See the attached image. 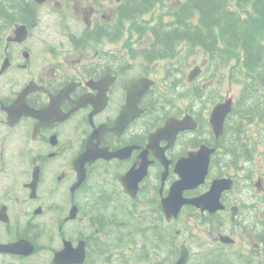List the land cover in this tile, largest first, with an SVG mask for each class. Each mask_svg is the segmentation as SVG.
Here are the masks:
<instances>
[{"label":"flooded vegetation","instance_id":"obj_1","mask_svg":"<svg viewBox=\"0 0 264 264\" xmlns=\"http://www.w3.org/2000/svg\"><path fill=\"white\" fill-rule=\"evenodd\" d=\"M123 1L0 0V264H56L68 241L83 248L80 264H178L184 251L185 264H264L257 150L233 146L229 117L214 132V98L184 96L182 86L204 79L190 81L181 56L146 58L149 29L143 47L127 38L135 31L119 20ZM46 8L68 23L81 17L84 31L58 41L49 26L51 39L35 45ZM176 83L182 95L167 104ZM203 148L204 181L172 195L180 166L202 164L190 157ZM219 178L232 187L210 192L205 208L173 205L208 194ZM191 224L204 235L190 234ZM19 242L32 252L10 248Z\"/></svg>","mask_w":264,"mask_h":264},{"label":"trees","instance_id":"obj_2","mask_svg":"<svg viewBox=\"0 0 264 264\" xmlns=\"http://www.w3.org/2000/svg\"><path fill=\"white\" fill-rule=\"evenodd\" d=\"M157 4L168 7L157 12ZM118 8L120 22L133 24L156 13L155 23L148 25L151 44L141 50L146 58L181 56L190 66L191 57L199 52L206 55L205 87L195 84V91L190 84L182 86L184 96L206 93L210 99L221 98L217 83L225 75L240 86L225 134L232 136L233 146L253 155L258 144L264 143V132L256 137L248 128L254 123L264 127V0H124ZM177 84L166 93L167 104L182 95ZM262 235L264 240V220Z\"/></svg>","mask_w":264,"mask_h":264},{"label":"rangeland","instance_id":"obj_3","mask_svg":"<svg viewBox=\"0 0 264 264\" xmlns=\"http://www.w3.org/2000/svg\"><path fill=\"white\" fill-rule=\"evenodd\" d=\"M118 0H116V4H117ZM52 7V6H51ZM167 5H161V4H157L156 5V11L157 12H161L164 11L165 8H167ZM60 7H55L56 10H58ZM44 13L42 14L41 18L39 19V23H38V27L34 28L35 33H34V44L35 45H43L42 43V36L46 37V39H51V34H50V30L51 28L53 30L56 29V31L54 33H52L53 36H55V38L59 41L60 38L67 34V33H71L73 31L75 32H83L85 27L81 26L80 23V18H75L74 20H72V23H68L65 20H57V17L54 16L53 14L49 15V11L48 8L43 10ZM156 13L154 14H147L145 16H143L141 18V20L137 23V24H128L126 28H128L129 30L131 29L132 31H135L134 34H132V32L130 31L127 35L128 37L133 38L134 43H136L137 47H143L144 45H146V43L149 41L150 38L148 35V31H146L148 29V25H153V23H155L156 21V17H155ZM147 25H143L142 24H146ZM51 24H53V26L51 27ZM50 26V30L48 29V27ZM38 30H43V32H39ZM185 45L182 46V48ZM141 60V59H139ZM207 58L206 55L204 53L199 52L198 54L194 55L193 57H191L190 62H189V67L186 69V76L191 72L192 69H194L195 67L199 66L201 68V72L198 74H202L204 73V69L207 66ZM163 62H160V66H162ZM158 73V72H157ZM161 74V73H160ZM227 74V72L224 73V75ZM205 78V77H204ZM207 82L204 81V85ZM217 86L219 87L220 91L219 94H221V98L220 99H215L216 101L219 100H224L225 98H227L229 95L232 97H236L238 92H239V88L240 86L234 84L233 82L230 81L229 77L225 75L224 77V81L221 84L217 83ZM193 95H190V102H193ZM204 98L209 99V94L204 93ZM217 96V94H215V97ZM227 96V97H226ZM236 99V98H235ZM210 100V99H209ZM249 131L251 133H255L256 137L261 136V134L264 132V127L259 124V123H254L253 125L249 126ZM256 160L254 162V169H258L259 172L261 174L264 173V143H259L258 144V149L256 151ZM255 169V170H256ZM264 215V214H263ZM194 224H191V231L193 232H189L190 234H193L195 236H197L198 234H200L201 236L204 235V231L201 229L200 226L195 227L193 226ZM72 226H77L79 228L80 224H72ZM186 225H184L185 227ZM75 229V228H74ZM195 246V244L193 245ZM249 255V253H247V256ZM43 258H38L37 262L43 263L45 261V259H47V257L41 256ZM226 262H235V261H240V264H252V263H245V261H243L242 259H238L236 256L235 257H231V258H227L225 260ZM46 264V261H45Z\"/></svg>","mask_w":264,"mask_h":264},{"label":"water","instance_id":"obj_4","mask_svg":"<svg viewBox=\"0 0 264 264\" xmlns=\"http://www.w3.org/2000/svg\"><path fill=\"white\" fill-rule=\"evenodd\" d=\"M38 3H43L46 0H36ZM200 72V67L194 68L191 73H190V78L191 80L193 78H196ZM147 79H141L137 85V91L138 93H142L144 91V82ZM139 98V96L137 97ZM233 105V98H228V100L219 102L216 104V106L213 108V112L211 115V123L213 124L214 127V132L218 135L221 134L224 131L225 127V119L229 115V112H231ZM170 123L173 126L179 127V129H182L183 126H185V119H181V121L176 120V119H171ZM207 148L201 149L199 152H195L194 155H191L190 158L193 159H202L204 162L200 165L195 164L194 166H189L186 164V161L183 163L182 166H180V173H181V179L178 180L175 183V186L172 189V195L173 191L175 192L176 190L180 191V194L184 190V188L191 187V186H196L199 185L204 181V178L206 177L207 173V167L209 163V152L206 150ZM198 165V166H197ZM202 169V170H201ZM232 187V182L231 180L227 178H219L218 180L214 181V184L212 188L209 190L208 194L202 195V196H197L196 198H191L187 199L182 197L181 200L178 201V204H173L175 207L178 205L180 207L181 203L189 202L192 203L195 206H201L203 208L206 207V205H209V202H206L208 199L210 192L212 191H217L218 193L224 189H229ZM77 213H72L71 218H74ZM22 242H19L15 244L12 250L16 251L17 253H23V254H30L32 251L28 250V247H23L21 246ZM68 247L65 248L62 251H59L56 253V256L54 258V262L56 264H80L84 262V251L81 245L78 248H74L71 245V242L68 241ZM183 256L181 259L178 261V264H185L187 260V252L184 251Z\"/></svg>","mask_w":264,"mask_h":264},{"label":"bare ground","instance_id":"obj_5","mask_svg":"<svg viewBox=\"0 0 264 264\" xmlns=\"http://www.w3.org/2000/svg\"><path fill=\"white\" fill-rule=\"evenodd\" d=\"M243 106V105H242ZM241 111V110H240ZM239 112V111H238ZM240 117V116H239ZM238 117V118H239ZM232 127V126H231ZM234 127V126H233ZM232 127V128H233ZM242 128V127H241ZM239 129V128H238ZM237 130V129H236ZM238 131V130H237ZM244 131V130H243ZM233 132H235V129H234V131ZM237 133V132H236ZM242 132H240V134H241ZM244 133V132H243ZM239 135V134H238ZM241 136V135H240ZM235 137V136H234ZM227 138V137H226ZM245 138H246V136H245ZM244 138V139H245ZM237 139V138H236ZM249 139V138H248ZM225 139H223V141H224ZM241 140V139H240ZM222 142V141H221ZM240 142V141H239ZM242 143V142H241ZM222 144H223V142H222ZM225 144V143H224ZM248 145H249V143H248ZM224 147V146H223ZM231 149V148H230ZM243 150V149H242ZM251 149H249V151H250ZM228 151V150H227ZM244 151V150H243ZM226 152V151H225ZM229 152V151H228ZM232 152V151H231ZM238 153V152H237ZM229 154V153H228ZM239 155V154H238ZM222 157V156H221ZM236 157V156H235ZM240 157V156H239ZM222 159V158H221ZM227 159V158H226ZM234 159H236V158H234Z\"/></svg>","mask_w":264,"mask_h":264}]
</instances>
